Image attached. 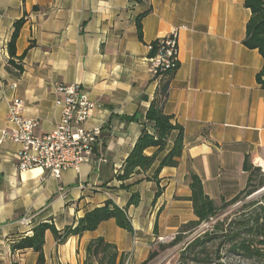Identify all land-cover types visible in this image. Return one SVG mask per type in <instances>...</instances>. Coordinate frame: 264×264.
<instances>
[{
	"label": "crops",
	"instance_id": "obj_1",
	"mask_svg": "<svg viewBox=\"0 0 264 264\" xmlns=\"http://www.w3.org/2000/svg\"><path fill=\"white\" fill-rule=\"evenodd\" d=\"M244 1L0 0V139L3 130L13 128L7 114L15 100L24 102L25 118L38 122L37 135L55 129L62 113L60 97L51 89L55 82L79 84L88 92L98 106L86 127L101 129L93 161L78 172L63 171L58 179L43 169L19 173V146L0 140V264H38L31 249L11 245L31 236L40 223L57 231L74 228L107 201L126 209L133 233L108 220L58 244L48 230L43 264H84L87 245L99 237L127 255L128 264H140L159 238L176 235L195 220L187 200L189 171L217 206L244 189L246 158L264 171V89L256 82L263 60L244 45L251 18ZM20 19L24 23L11 58L8 45ZM173 30L179 67L164 113L183 128L182 157L177 167L163 168L154 179L177 136L173 132L151 168L120 181L142 130L157 135L146 119L159 83L148 71L147 45ZM132 194L140 203L127 207Z\"/></svg>",
	"mask_w": 264,
	"mask_h": 264
},
{
	"label": "trees",
	"instance_id": "obj_2",
	"mask_svg": "<svg viewBox=\"0 0 264 264\" xmlns=\"http://www.w3.org/2000/svg\"><path fill=\"white\" fill-rule=\"evenodd\" d=\"M244 6L251 11V18L246 25L244 45L249 49L257 50L262 57L263 65L256 76V82L260 88L264 89V0H245ZM142 17L143 15L137 18V30L140 37ZM23 23L24 20L20 19L14 24V31L8 45L11 58L15 56V42ZM155 41L152 43L155 44ZM154 53L155 49L149 56ZM9 64L12 65L13 61ZM178 67L179 63L176 62L159 74L158 87L146 113V119L153 124L157 135L153 136L145 129L142 130L123 164L122 174L118 177L120 181L128 180L137 170L145 172L151 168L158 155L166 149L173 132H176L177 136L170 150L160 160L154 173V179H157L163 168L178 166L184 150L183 128L174 123L171 116L164 113L169 84ZM148 148H155L156 152L147 156L144 152ZM243 170L248 174L244 189L230 201L222 202L219 206L204 193L200 178L194 172L189 171L186 180L191 195L187 200L192 203L195 220L182 225L169 243L157 244L150 250L147 259L140 264H151L160 254L184 242L202 223L212 218H217V220L210 229L196 235L180 248L177 264H230L225 263L224 260L232 259L250 264H264V192L258 197L247 200L264 189V173L259 167L249 164L247 158L244 161ZM139 203V195L132 194L127 207H136ZM237 204L240 205L236 209L220 218L223 213ZM108 220H114L118 228L128 233L134 232L126 209H121L112 201H107L103 206L86 213L74 228L57 231L49 223H40L32 228L31 236L22 237L13 243L11 248L19 251L31 249L38 255V264H43L46 231L49 230L56 242L62 244L69 236H81L85 232H93L101 223ZM84 264H128V262L127 255L119 253L116 246L99 237L87 245Z\"/></svg>",
	"mask_w": 264,
	"mask_h": 264
},
{
	"label": "built area",
	"instance_id": "obj_3",
	"mask_svg": "<svg viewBox=\"0 0 264 264\" xmlns=\"http://www.w3.org/2000/svg\"><path fill=\"white\" fill-rule=\"evenodd\" d=\"M149 54L155 49L146 62L148 71L157 78L174 63L178 62L177 31L156 39L155 44L147 45ZM52 92L60 97L62 113L55 129L47 134L37 135L38 122L25 118L24 102L13 101L8 108L7 120L13 128L3 130L0 140H8L19 146L16 169L24 173L33 169L47 171L49 177L58 179L65 170L76 172L84 164L93 161V154L101 129L87 128L86 123L92 111L98 105L79 84H63L55 82L51 85ZM22 225L28 226L29 221L23 220ZM169 238H159L172 241ZM128 262V260H127Z\"/></svg>",
	"mask_w": 264,
	"mask_h": 264
},
{
	"label": "rangeland",
	"instance_id": "obj_4",
	"mask_svg": "<svg viewBox=\"0 0 264 264\" xmlns=\"http://www.w3.org/2000/svg\"><path fill=\"white\" fill-rule=\"evenodd\" d=\"M261 172H262V170H261ZM260 194L254 196V197H258ZM239 205L240 204H237V206L235 205L230 210L223 213L220 216V218L229 214L232 210L236 209ZM216 220H217V218H212V219H210V221H208L206 223H202L191 235H189L186 238V240L184 242H182L179 245H177L176 247L169 249V250L165 251L164 253L160 254V256L157 259H155L151 264H177L180 248L184 245V243L188 242L189 240L194 238L196 235L203 233L204 230L210 229V227L216 222ZM158 242H159L158 244H167L170 241L164 239V241L161 242L158 240ZM224 261H225V263H230V264H250L248 262L246 263V262H243V261H240L237 259L224 260Z\"/></svg>",
	"mask_w": 264,
	"mask_h": 264
},
{
	"label": "water",
	"instance_id": "obj_5",
	"mask_svg": "<svg viewBox=\"0 0 264 264\" xmlns=\"http://www.w3.org/2000/svg\"><path fill=\"white\" fill-rule=\"evenodd\" d=\"M262 192H264V189H262L261 191H259V192L255 193V194H254V195H252L251 197L247 198V200H249V199L253 198L254 196H256V195H258V194H260V193H262ZM236 206H237V205H236Z\"/></svg>",
	"mask_w": 264,
	"mask_h": 264
}]
</instances>
